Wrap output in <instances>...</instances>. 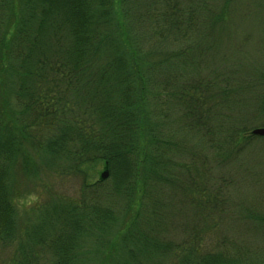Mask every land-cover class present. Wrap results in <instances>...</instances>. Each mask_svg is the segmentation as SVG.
Returning <instances> with one entry per match:
<instances>
[{"label":"trees","instance_id":"obj_1","mask_svg":"<svg viewBox=\"0 0 264 264\" xmlns=\"http://www.w3.org/2000/svg\"><path fill=\"white\" fill-rule=\"evenodd\" d=\"M256 40L264 0H0V264H264V208L233 211L225 167L263 153Z\"/></svg>","mask_w":264,"mask_h":264},{"label":"rangeland","instance_id":"obj_2","mask_svg":"<svg viewBox=\"0 0 264 264\" xmlns=\"http://www.w3.org/2000/svg\"><path fill=\"white\" fill-rule=\"evenodd\" d=\"M238 29H243L246 27L244 23L250 21L249 19H235ZM237 32L235 35H237ZM241 33V31H240ZM239 33V35H240ZM262 41V39H261ZM256 42L250 43L245 48V53L242 55V60L250 66L255 67L258 70H264V42ZM264 72V71H263ZM260 76V75H259ZM261 77V76H260ZM166 108H168L169 115H170V122L176 135L180 140L185 139V146L187 147L188 140L187 136L183 135L184 133L182 130L179 129V122H174L173 120L176 119L174 117L177 112L178 108H173L171 104H167ZM174 110V112H173ZM264 137V136H263ZM193 142H198V140L194 137L191 139ZM253 152L259 151L263 152L262 155L259 157L256 156L255 153L246 151L240 154L238 157H233L229 159L225 163V167L228 169L229 172L227 174H232L235 180V187L231 191V200H232V209L235 213L239 214L242 213V206L250 207L251 209L259 210L264 208V141L262 139H257L253 141ZM192 144V143H191ZM189 146V144H188ZM185 149V148H184ZM183 148L180 150L181 153H184L185 150ZM214 153V152H213ZM208 154L212 155V151H208ZM216 156L217 154L214 153ZM215 159V158H214ZM210 166H214V172L219 174L218 166L216 160L212 162V160H208ZM105 171V168L102 165L97 166L94 174L95 177H101V173ZM227 176V175H226ZM55 187L60 189L62 192H66L70 195H77L80 182L79 179H72V178H63V179H56ZM171 197V196H170ZM40 195L33 193L26 196L24 199L18 202L20 216L26 218L27 213H30L32 207L36 206L40 200ZM175 204V205H174ZM174 205L172 208L171 206ZM182 203L176 199V196L171 198L170 200V211H176V209H182ZM10 251L8 249L1 250L0 256L7 257Z\"/></svg>","mask_w":264,"mask_h":264},{"label":"water","instance_id":"obj_3","mask_svg":"<svg viewBox=\"0 0 264 264\" xmlns=\"http://www.w3.org/2000/svg\"><path fill=\"white\" fill-rule=\"evenodd\" d=\"M252 133L255 135H264V127H257L252 130ZM109 176V172L107 170L101 173V178L106 179Z\"/></svg>","mask_w":264,"mask_h":264}]
</instances>
